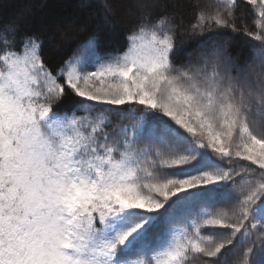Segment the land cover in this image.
Wrapping results in <instances>:
<instances>
[{
	"label": "snow or ice",
	"instance_id": "snow-or-ice-1",
	"mask_svg": "<svg viewBox=\"0 0 264 264\" xmlns=\"http://www.w3.org/2000/svg\"><path fill=\"white\" fill-rule=\"evenodd\" d=\"M246 3L255 80L225 62L239 0L197 13L196 64L174 63L166 15L119 55L86 41L55 74L36 37L17 48L0 31V264H189L254 233L264 245V0ZM254 245L237 264H264Z\"/></svg>",
	"mask_w": 264,
	"mask_h": 264
},
{
	"label": "trees",
	"instance_id": "trees-1",
	"mask_svg": "<svg viewBox=\"0 0 264 264\" xmlns=\"http://www.w3.org/2000/svg\"><path fill=\"white\" fill-rule=\"evenodd\" d=\"M105 4L111 7V12L105 11ZM214 4L215 0H0V31L14 27L17 48L22 38L36 37L41 42V55L47 69L55 74L78 53V47L86 41L94 38L101 56H115L126 50L127 36L141 19L147 16L151 23L166 15L176 33L173 60L176 65H181L192 62L191 58L202 50L197 42L204 37L194 34L191 26L199 11H212ZM255 19L252 6L247 5L246 0H239L235 9V24L239 31L220 30L234 37L231 41H225L224 46L226 56L238 68L235 77L240 76V68L252 64V49L253 46L257 47V41L246 36L244 28L255 33ZM196 63H200L199 60L193 64ZM72 99L71 94L66 95L57 110L70 112ZM128 108L125 106V111ZM118 122L114 113L112 125ZM210 231L227 232L226 229ZM227 248L224 249L226 252ZM224 250L217 258L196 256L189 260V264H205L209 259L216 264H224V261H229Z\"/></svg>",
	"mask_w": 264,
	"mask_h": 264
},
{
	"label": "rangeland",
	"instance_id": "rangeland-1",
	"mask_svg": "<svg viewBox=\"0 0 264 264\" xmlns=\"http://www.w3.org/2000/svg\"><path fill=\"white\" fill-rule=\"evenodd\" d=\"M257 31H258V29H257ZM259 46H260V42L257 41V47H259ZM204 52L206 53L207 51L206 50H201L200 53L195 55V57H192L191 58L192 63L196 62L197 60H199V62L201 63L202 62L201 57H202V55H205ZM120 54H122V53H120ZM77 55H80V53L78 52L74 56H77ZM226 55H227V53L225 51V62L229 65V69L228 70H229L230 74L232 76H234V73L238 70V68L235 66V63H232V60H230V58L228 56H226ZM244 69L240 68V72H239L240 76L242 75V73H244L243 76H247L249 79L255 80V75L253 74V70H255L256 72L260 71L261 70V65L259 64L258 61H256L254 59V52H253L252 64L250 66H247ZM241 163H243V162H241ZM224 166L228 167L227 164H225ZM228 231H230V230H227V232ZM253 241H255V245H254L255 246V252L257 254H259V255L254 254L252 256V260L253 261H258V260L259 261H264V245H262L261 242L256 239V234L254 233L253 234V238L250 239L248 243L243 244V245L240 244V243H237L234 246H228L229 248H227V252H226V250H224V254L228 255L227 259L229 260L228 262L226 261L227 263L224 261V264H237V262L240 259H242L243 252H244L245 248H247L250 244H252Z\"/></svg>",
	"mask_w": 264,
	"mask_h": 264
}]
</instances>
